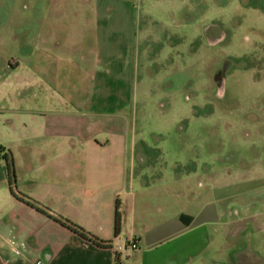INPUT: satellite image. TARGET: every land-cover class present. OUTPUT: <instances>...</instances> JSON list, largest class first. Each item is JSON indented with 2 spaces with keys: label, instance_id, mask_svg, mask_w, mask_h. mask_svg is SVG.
<instances>
[{
  "label": "rangeland",
  "instance_id": "obj_1",
  "mask_svg": "<svg viewBox=\"0 0 264 264\" xmlns=\"http://www.w3.org/2000/svg\"><path fill=\"white\" fill-rule=\"evenodd\" d=\"M116 2L132 17L123 90L129 104L120 116L101 119L102 127L121 125L122 143L147 147L142 155L153 165H143L141 184L182 190L188 182L214 203L220 188L227 190L233 213L214 223L210 246L190 264H264V0H0V71L17 61L9 81H28L29 53L48 41L79 63L85 56L86 68L89 60L103 62L107 36L126 35ZM98 16L111 28L107 36L98 32ZM108 48L117 53L120 42ZM43 96L24 85L0 96V166L4 154L12 158L21 189L35 183L38 166L54 154L46 152L41 121L25 112ZM98 139L114 138L101 133ZM2 171L0 191L6 192Z\"/></svg>",
  "mask_w": 264,
  "mask_h": 264
},
{
  "label": "crops",
  "instance_id": "obj_2",
  "mask_svg": "<svg viewBox=\"0 0 264 264\" xmlns=\"http://www.w3.org/2000/svg\"><path fill=\"white\" fill-rule=\"evenodd\" d=\"M98 7L100 4L95 8ZM113 7L125 15L120 31L125 30L127 36L121 32L118 38L114 33L108 35L111 28L98 16V32L107 34L109 40L103 62L98 58L95 62L89 60L87 65L91 67L86 68L85 56H81L79 63L69 52L48 41L49 47L35 46L30 51L28 81H9L19 70L17 61L1 66L3 99L23 85L42 90L44 96L25 112L34 122L41 121V133L48 137L46 152L54 154L50 161L38 166L33 185L21 189L17 176L13 193L5 164L0 166L1 181L6 186V192L0 191V264H112L117 245L123 247L115 252L119 264H190L210 246L212 236L218 232L212 228L214 223L233 213L228 211L227 190L222 187L214 203L207 198V192L188 188V182L182 190L171 187L161 190L159 186L141 184V176L145 175L143 165L147 168L153 165L144 161L142 154L147 153V147H127L122 143L121 134L125 135V131L121 125L117 128L107 122L109 129L102 127L101 119L120 116L129 104L123 90L129 87L132 56L127 44L132 17L125 3L116 2ZM114 41L120 42L121 50L117 53L108 48ZM126 54L127 63L121 60L127 58ZM85 116L90 117L89 123L80 121ZM68 118L75 122L67 124ZM101 133L112 136L113 141L99 140ZM0 136L4 148V135ZM204 165L202 168L208 169ZM196 170L197 166L189 174ZM150 188L152 195L148 192ZM21 198L37 202L99 240L110 241V248L95 247ZM112 202L119 215L117 237L112 233ZM245 218L243 215L237 220ZM129 240L135 241V249L124 247ZM6 242L17 248L18 253Z\"/></svg>",
  "mask_w": 264,
  "mask_h": 264
},
{
  "label": "trees",
  "instance_id": "obj_3",
  "mask_svg": "<svg viewBox=\"0 0 264 264\" xmlns=\"http://www.w3.org/2000/svg\"><path fill=\"white\" fill-rule=\"evenodd\" d=\"M3 152H4V150H3ZM3 158L5 160V167H6V171H7L8 183L10 186V190L13 193L12 186L15 184V180H16L13 161H12V158L10 160H8L7 154H4ZM21 199L24 200L32 208L38 210L39 212L44 213L45 215H47L48 217L53 219L56 223H58V225L67 229L71 233L77 235L81 239H83L85 241H89L95 247L110 248V241L99 240V239L89 235L87 232H85L79 226L71 223L70 221H68L67 219H65L59 215L52 214L48 208L40 206L37 202H35L33 200L24 199V198H21ZM182 217H185V216H182ZM118 229H119V215H118V211H117L116 204H115L114 213H113V225H112L113 237H116V235L118 234ZM112 264H119L118 256L115 254V252L113 254V263Z\"/></svg>",
  "mask_w": 264,
  "mask_h": 264
},
{
  "label": "built area",
  "instance_id": "obj_4",
  "mask_svg": "<svg viewBox=\"0 0 264 264\" xmlns=\"http://www.w3.org/2000/svg\"><path fill=\"white\" fill-rule=\"evenodd\" d=\"M2 153H3V148H2V146L0 145V154H2ZM6 243H7L8 247H9L14 253H18V249H17V248H15L14 246H12L11 243H8V242H6ZM125 246L128 247L129 249L133 250V249L136 248V243H135L134 240H129V241H126V242H125L124 247H125ZM122 248H123V247L117 245V246L114 248V250H115V252H119V251H121Z\"/></svg>",
  "mask_w": 264,
  "mask_h": 264
}]
</instances>
